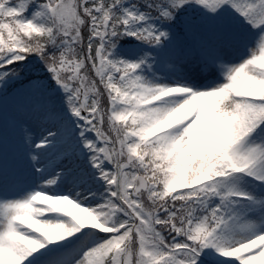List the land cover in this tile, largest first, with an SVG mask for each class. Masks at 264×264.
Here are the masks:
<instances>
[{"label":"snow or ice","instance_id":"6c2138e0","mask_svg":"<svg viewBox=\"0 0 264 264\" xmlns=\"http://www.w3.org/2000/svg\"><path fill=\"white\" fill-rule=\"evenodd\" d=\"M0 264H264V0H0Z\"/></svg>","mask_w":264,"mask_h":264}]
</instances>
